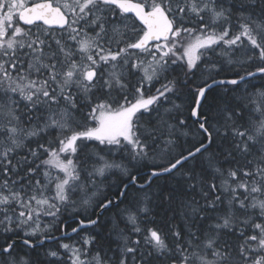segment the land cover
<instances>
[{
    "label": "snow or ice",
    "instance_id": "6c2138e0",
    "mask_svg": "<svg viewBox=\"0 0 264 264\" xmlns=\"http://www.w3.org/2000/svg\"><path fill=\"white\" fill-rule=\"evenodd\" d=\"M64 214L69 264H264V0H0V264Z\"/></svg>",
    "mask_w": 264,
    "mask_h": 264
},
{
    "label": "trees",
    "instance_id": "16d2710c",
    "mask_svg": "<svg viewBox=\"0 0 264 264\" xmlns=\"http://www.w3.org/2000/svg\"><path fill=\"white\" fill-rule=\"evenodd\" d=\"M214 59H216L214 57ZM251 68H254L255 65H251L250 66ZM235 76V72L231 71V70H227L225 72H223L219 77H217L218 79L220 78H233ZM253 83H256L257 85H259L260 83H262V81L259 79V78H255L252 80ZM225 87H232L230 85H226V86H221V87H218V88H215L213 90V93H212V96L213 97H217L218 98V94H223L224 92V89ZM182 98L180 99H176V103H180V104H186V102L188 100H190V97L187 95V92L186 90L184 92H182L181 94ZM211 99V98H210ZM188 117V112H187V109H185V118ZM191 122V121H189ZM192 138L191 137H188L185 141V144L186 146H190V144L192 143ZM92 212V209H89L88 210V214L90 215ZM73 215H77L76 213H73ZM112 213H106L105 216L103 217L102 221H101V224L99 227L95 228L94 230H88L90 234H95V233H99L97 239L98 241L101 243V244H105L107 243L105 240L102 239V237L106 236L107 235V232H108V229L111 227V217H112ZM61 220H67V227L64 229V231L66 232H70L71 231V228L76 226V223L73 219L69 218L67 216V214H64L60 217ZM41 223L42 225L44 224H47V223H50L52 221V217H47V216H42L41 217ZM123 226V225H122ZM145 226H148V227H155V225H151V224H148V225H145ZM85 233L82 231L79 235L75 234L73 236H71V238H62V239H59V240H56L54 242H49V243H45L43 247H41L40 249H38V251L40 252V256H35V253H33V257L34 259L37 260V264H42L43 260H44V252L47 250V249H52V250H58L62 253L63 255V250L60 249L59 245L60 243H69V244H73V243H77L79 240H80V237L83 236ZM45 235H48V236H60L62 235V232L60 230L59 227H56L52 230V232L50 233H45ZM70 255V254H69ZM52 264H69V260H68V255H63V259L59 260V261H55L53 260L52 261Z\"/></svg>",
    "mask_w": 264,
    "mask_h": 264
},
{
    "label": "water",
    "instance_id": "95a60500",
    "mask_svg": "<svg viewBox=\"0 0 264 264\" xmlns=\"http://www.w3.org/2000/svg\"><path fill=\"white\" fill-rule=\"evenodd\" d=\"M220 79H230V78H220ZM69 233L71 234V231H70ZM73 235H75V234H71V236H73ZM56 237H57L56 240H59V239H62V238H67V237H64V236H62V235H60V236H56ZM56 240H45L44 244H45V243H49V242H54V241H56Z\"/></svg>",
    "mask_w": 264,
    "mask_h": 264
},
{
    "label": "rangeland",
    "instance_id": "374dc122",
    "mask_svg": "<svg viewBox=\"0 0 264 264\" xmlns=\"http://www.w3.org/2000/svg\"><path fill=\"white\" fill-rule=\"evenodd\" d=\"M21 26H23V25H21ZM42 222V221H41ZM41 225H42V223H41ZM43 226V225H42Z\"/></svg>",
    "mask_w": 264,
    "mask_h": 264
}]
</instances>
